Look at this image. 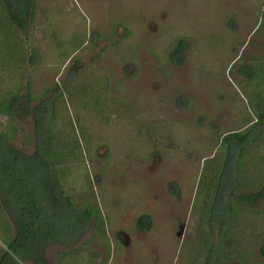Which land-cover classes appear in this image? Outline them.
<instances>
[{"label": "rangeland", "instance_id": "rangeland-1", "mask_svg": "<svg viewBox=\"0 0 264 264\" xmlns=\"http://www.w3.org/2000/svg\"><path fill=\"white\" fill-rule=\"evenodd\" d=\"M2 35L0 100L15 89L30 92L33 106L42 98L48 105L52 89L63 88L54 137L84 153L67 163L58 190L99 216L100 227L74 245L49 246L46 261H202L198 181L223 136L258 119L255 98L264 95V82L244 69L264 63V0H37L26 32L10 31L19 49L14 65ZM179 38L186 40L181 65L169 56ZM80 90L91 106L83 108ZM36 128L32 111L15 118L0 112V133L12 131L11 144L27 154L38 145ZM2 210L0 251L15 231ZM144 213L153 221L147 231L136 224ZM262 242L259 200L245 208L226 264H264Z\"/></svg>", "mask_w": 264, "mask_h": 264}, {"label": "trees", "instance_id": "trees-1", "mask_svg": "<svg viewBox=\"0 0 264 264\" xmlns=\"http://www.w3.org/2000/svg\"><path fill=\"white\" fill-rule=\"evenodd\" d=\"M36 5L37 0H0L2 42L5 40V57L13 60V65L17 62L14 52L19 49L9 37L10 31L26 32L34 19ZM185 49L186 40L179 38L170 52L171 61L181 65ZM244 72L249 79L261 77L264 82V63L252 64ZM52 90L57 93L49 106L43 98L33 106L30 92L24 94L15 89H9L8 95L0 100V112L12 118L32 111L39 132L38 145L32 154L11 144L10 132L16 126H12V131L0 133V205L3 215L7 214L15 227L13 234L4 236L8 244L0 251V264H50L45 259L49 246L74 245L95 224L100 227L99 216L96 218L91 206L81 210L69 196H63L64 190H58V179L65 173L67 163L80 159L84 151L74 154L65 138L54 137L53 121L65 91L59 85ZM80 93L77 99L84 102L83 108L91 106L84 100L85 90L77 94ZM263 96L255 98L257 121L249 128L225 134L216 152L202 166L198 200L193 206L205 236L204 245H198L204 253L198 264H226L233 251L232 244L237 242L245 208H255L259 200L264 201ZM94 106L96 111L104 108ZM136 224L147 231L153 221L144 213L137 217ZM259 252L264 262V242L259 244Z\"/></svg>", "mask_w": 264, "mask_h": 264}]
</instances>
